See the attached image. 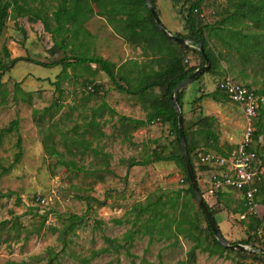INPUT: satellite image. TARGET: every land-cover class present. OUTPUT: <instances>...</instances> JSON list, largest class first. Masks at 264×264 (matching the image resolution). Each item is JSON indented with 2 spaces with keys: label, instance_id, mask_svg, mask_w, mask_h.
<instances>
[{
  "label": "rangeland",
  "instance_id": "374dc122",
  "mask_svg": "<svg viewBox=\"0 0 264 264\" xmlns=\"http://www.w3.org/2000/svg\"><path fill=\"white\" fill-rule=\"evenodd\" d=\"M45 3L48 4V0ZM29 4L40 6L37 0ZM53 4L55 1L46 8L48 15ZM202 4L203 22L220 20L227 15L226 8L232 11L227 0H204ZM157 10L168 30L186 33L181 2L157 0ZM8 12L0 33L2 61L29 56L53 62L65 55L62 50L52 49L51 35L44 31L41 21H30L27 16L13 18L10 9ZM228 23L224 25L230 26ZM233 24L234 30L243 33L254 34L257 30L243 19ZM84 26L91 36L84 39L77 51L112 61L116 74L120 66L130 70L133 77L137 70L144 68V63L147 68H157L140 46L129 44L114 31L106 16L94 14ZM228 33L222 30L219 36L214 35L209 40L216 57L215 67L202 71L184 87L183 125L190 140L198 143V149L211 150L203 136L195 132L200 128L197 122L202 113L215 118L212 126L218 134V147L226 152L238 146L246 122L241 108L229 99L216 102L206 97L195 104L194 98L202 92L214 91L217 80L226 74L253 88L264 87L263 59L255 53L242 59L235 49L226 48L223 39L234 44L240 42L239 36L229 37ZM81 39L80 36L78 41ZM5 50L9 55H5ZM183 57L192 66L201 62L193 48L185 49ZM66 72L60 90L53 84L61 73L60 65L47 68L19 60L1 77L4 84L0 89V129L13 119L18 120L19 126L18 132L6 134L0 145V264H264V256L259 254L261 250L254 248L264 249V223L250 230V218L233 212L240 208L239 194L230 190L218 198L208 193V184L201 178L204 199L211 206L223 236L231 242L248 241L244 244L247 249H230L221 257L209 256L197 249L194 260L189 261L188 251L194 241L188 234L179 233L176 240L155 236L149 243L148 234L136 232L147 214L135 221L133 206L143 204L148 198L154 199L162 192L173 196L188 184L183 170L172 161L131 168L128 163L147 158L161 146L168 147L163 151L167 154L174 134L167 124L160 122L138 128L130 123L122 124L119 115L145 118L144 104L137 97L115 90L96 64L83 69L71 64ZM117 81L125 85L118 78ZM15 82H21L24 91L32 92L31 102L14 101ZM94 85L99 88L94 90ZM103 99L117 115L104 111L101 117H95L98 124L90 125L93 109ZM54 101L57 106L49 110ZM17 137L21 139V156L14 163ZM76 141H81L82 145ZM53 150L60 153L59 159L74 162L80 169L62 164ZM195 164L199 172L202 165L197 161ZM9 192L12 193L4 196ZM37 196L45 198L41 209ZM263 197L264 193L258 199ZM183 200L182 193L179 202ZM189 200L188 214L198 223V227L191 230L209 242L199 205L193 198ZM180 210L181 207L174 211L177 217ZM248 211L264 218V205L258 201L255 208ZM130 232L135 235L128 240L126 235ZM107 237L113 242H108Z\"/></svg>",
  "mask_w": 264,
  "mask_h": 264
},
{
  "label": "trees",
  "instance_id": "16d2710c",
  "mask_svg": "<svg viewBox=\"0 0 264 264\" xmlns=\"http://www.w3.org/2000/svg\"><path fill=\"white\" fill-rule=\"evenodd\" d=\"M29 1L32 2L34 0H0V33L5 27V22L9 16L8 10L10 9L13 18L27 16L30 21H41L44 31L51 35L53 43L52 49L58 51L62 50L65 55L53 62H44L30 58L29 56L9 58L6 62L0 59V89L4 84L1 81L2 75L8 70L9 66L14 65L19 60L30 61L47 68L60 65L61 73L57 75L56 80L53 82L56 90H60L61 82L67 77L66 67L68 65L73 64L83 69L90 68V64H96L110 79L115 90L137 97L144 104V110L146 111L145 118H130L125 115H119L118 120L122 124L125 125L126 123H130L133 128H138L148 126L154 122H160L161 124H167L174 134V138L170 143L171 150L167 154H163V151L168 149V147L161 146L159 150L152 151L145 159L129 161L128 168L137 165L145 166L158 161H172L183 170L185 174L184 180L188 184L187 188L175 191L173 196H168L162 192L154 199L148 198L143 204L140 203L133 206V209L136 211L135 221L143 217L144 214H147V217L141 226L137 228L136 232L148 234L149 243L153 242L155 236H159V238H164L166 240H170L171 238L176 240L179 233L188 234L194 241V244L188 251L189 261L194 260L197 249L207 252L209 256L217 255L218 257H221L224 251L230 250L222 246L215 238L200 206L199 209L207 224V237H210L209 242L197 236L198 234H195L191 230L192 227H198V223L193 216L188 214L190 208H188L187 205L190 198L194 200H196V198L187 175L179 138L177 114L171 100V93L178 83L186 79L197 67L205 63L204 55L210 60V70L215 67L216 57L211 45H209V40L214 35L219 36L222 30L229 31V37H232L234 34L237 35V38L238 36L240 37V42L237 40L238 44L223 39V45L226 48L235 49L242 59H247L249 55L255 53L264 61V0H227L228 5L230 4L229 6H232V11L226 8L225 12L227 15L213 23L203 22V17H201L202 3L204 0H172L174 3L181 2V11L185 13L184 31L186 30V33L169 31L175 36L189 40V44H184L167 37L158 28L146 5V0H48V4L45 3L46 0H37L40 5L39 7L31 6ZM53 1H55V4L51 5L53 10L51 14L48 15L46 13V8L49 7V4ZM151 4L159 16L160 13L157 10V0H151ZM194 9H196V11H194ZM94 14L106 16L107 21L112 24L114 31L129 44L140 46L145 51L146 56L150 55L152 57L149 62L156 63L157 68H147L144 63V68L139 71L137 70L133 77L130 70H123V67L120 66L116 74V65L112 61L97 54L89 55L87 53L78 52L77 48L84 44V39L91 36L84 24ZM241 19L251 23V25L257 29L256 32L250 34L243 33L239 29L234 30L232 28L234 26L233 22L241 21ZM225 22H229L228 25L230 26L224 25ZM80 36L82 39L78 41ZM77 41L79 43H77ZM244 42L245 44H242ZM191 48L196 49L201 58L199 65H189L188 60L183 57L185 49L188 50ZM67 52L70 54H67ZM5 55H9L7 50H5ZM132 62L134 64L136 63L134 61ZM117 78L124 81L125 85L118 83ZM221 78L217 80V83ZM132 80H134V83H132ZM237 81L241 82L240 80ZM217 83L214 91L209 93L202 92L193 99V103L197 104L206 97L216 102H224L229 99L228 94L220 89ZM241 83L248 87H252L248 83ZM98 88L99 85H94V90ZM155 89L158 90L157 93L154 92ZM254 90H256L258 94L264 96V87L261 89L254 88ZM183 94L184 87L175 93V99L181 109L182 122H184L182 112ZM13 98L14 101L21 99L23 102H31L32 92L24 91L21 88V82H15ZM55 106H57L56 101L52 103L49 110H52ZM104 111H108L110 115H117L116 110L103 99L99 106L93 109L90 125L98 124L95 121V117H101ZM214 120L215 118L213 116L202 113L197 122L200 128L195 131L197 134L203 136L206 145L211 150L198 149V143L190 140L188 132L183 125L188 157L196 177L199 192L203 199L204 196L199 180L200 178L207 179L210 171L214 169V167L209 164H202L198 154L212 152L220 156L229 157L232 152L230 148L228 152H226L218 147V134L212 126ZM255 125L257 130L254 133V140L258 143L251 145L250 148L261 155L259 140L264 134V104H262L259 109ZM18 126V120L13 119L7 126L0 129V145L6 134L12 131L18 132ZM76 143L82 145L81 141H76ZM16 147L18 151L15 155L14 163H17L21 156L20 137H17ZM84 147L87 148V145ZM235 148H237V146ZM53 153L62 164L67 166L71 165L73 169H80L74 162H66L59 159L60 153L58 151L53 150ZM196 161L202 165L199 172L195 164ZM6 170H9V167L6 168ZM256 185L258 187V192L255 195V203L258 201V203L264 205V197L258 199V197L264 193V177L257 181ZM230 190L236 191L241 201L240 208L233 212L242 213L244 217L250 218L251 222L248 224L250 230H255L260 227L262 223H264V218H258L248 211L249 209L246 205L243 192L234 188H220L214 195L221 198L228 194ZM10 193L12 192L4 194V196ZM182 193L184 200L179 202ZM36 202L39 209H41L42 205H40L37 200ZM204 202L208 211L215 219L211 206L205 199ZM179 207H181V210L177 217L174 211ZM43 215V218H45V214ZM117 222H120V220H117ZM70 224L71 226L69 227L71 228L72 223ZM141 228L142 230H140ZM262 228L264 229V224ZM134 235V232H130L126 237L128 240H131ZM106 240L110 243L113 242V240L108 237ZM226 242L228 244L249 243L246 240L231 242L227 239ZM254 248L260 249L261 252L264 250L258 246H254ZM259 254L264 256L263 252Z\"/></svg>",
  "mask_w": 264,
  "mask_h": 264
},
{
  "label": "built area",
  "instance_id": "2783aa9c",
  "mask_svg": "<svg viewBox=\"0 0 264 264\" xmlns=\"http://www.w3.org/2000/svg\"><path fill=\"white\" fill-rule=\"evenodd\" d=\"M217 85L228 94L233 103L241 108L246 125L242 140L229 157L212 152L198 154L202 164L214 167L208 178L202 180L208 184V193L211 195L220 188H234L243 192L248 209H254L255 195L258 192L256 182L264 177V138L261 137L259 140L261 155L250 146L258 143L254 140V133L257 130L255 121L260 107L264 104V96L258 94L254 88L237 81L230 74L222 77ZM36 200L42 206L45 203L43 197H37Z\"/></svg>",
  "mask_w": 264,
  "mask_h": 264
},
{
  "label": "water",
  "instance_id": "95a60500",
  "mask_svg": "<svg viewBox=\"0 0 264 264\" xmlns=\"http://www.w3.org/2000/svg\"><path fill=\"white\" fill-rule=\"evenodd\" d=\"M146 5H147L148 9L150 10L156 25L167 37L174 39L178 42L184 43V44H189V40L182 38V37H179V36H175L163 25L158 14L156 13L154 8L152 7L151 0H146ZM204 58H205V63L202 66L197 67L186 79H184L183 81L178 83L177 86L174 88V90L171 93V100H172L173 106H174L176 114H177L178 131H179L181 149H182V153H183L185 164H186L187 175L189 178V182L192 186L194 196L196 198L198 205L200 206V208L202 210V213L205 216L207 223L209 224V226L213 232V235L219 241V243L226 248L239 249V250L247 249L246 245H244V244H241V243L228 244L226 242V239L222 235L220 228L218 227L215 219L212 217V215L208 211V209L205 205L204 199L202 198V196L199 192L196 177H195V174L193 172V169H192L189 157H188V153H187L186 140H185L184 130H183L181 109H180V107H179V105L175 99V93L178 90L185 87L187 84L191 83L195 79V77L197 75H199L202 71L209 69L210 60L206 55H204ZM262 252L264 253V250H262Z\"/></svg>",
  "mask_w": 264,
  "mask_h": 264
},
{
  "label": "crops",
  "instance_id": "0c3cea01",
  "mask_svg": "<svg viewBox=\"0 0 264 264\" xmlns=\"http://www.w3.org/2000/svg\"><path fill=\"white\" fill-rule=\"evenodd\" d=\"M242 82V81H241ZM208 105V104H207ZM212 105V104H211ZM208 107H210V106H208ZM209 109H211V107L209 108ZM204 114H206V115H208L207 113H204Z\"/></svg>",
  "mask_w": 264,
  "mask_h": 264
}]
</instances>
